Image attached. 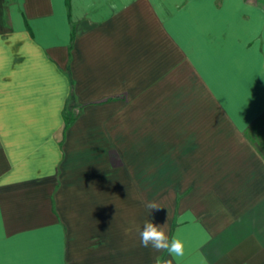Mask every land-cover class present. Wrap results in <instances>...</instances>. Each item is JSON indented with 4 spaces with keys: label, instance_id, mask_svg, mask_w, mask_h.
Returning <instances> with one entry per match:
<instances>
[{
    "label": "crops",
    "instance_id": "0c3cea01",
    "mask_svg": "<svg viewBox=\"0 0 264 264\" xmlns=\"http://www.w3.org/2000/svg\"><path fill=\"white\" fill-rule=\"evenodd\" d=\"M257 124L264 0H0V264H264Z\"/></svg>",
    "mask_w": 264,
    "mask_h": 264
},
{
    "label": "clouds",
    "instance_id": "9594fccd",
    "mask_svg": "<svg viewBox=\"0 0 264 264\" xmlns=\"http://www.w3.org/2000/svg\"><path fill=\"white\" fill-rule=\"evenodd\" d=\"M146 209L151 210L161 208L156 201H149L145 205ZM165 225H156L151 220L146 219L143 228L139 231L140 246L151 247L156 252L166 251L170 257L179 259L184 255V242L178 234H173L171 239L165 232ZM159 264V259H157ZM166 264H171V260Z\"/></svg>",
    "mask_w": 264,
    "mask_h": 264
},
{
    "label": "trees",
    "instance_id": "16d2710c",
    "mask_svg": "<svg viewBox=\"0 0 264 264\" xmlns=\"http://www.w3.org/2000/svg\"><path fill=\"white\" fill-rule=\"evenodd\" d=\"M66 5L68 6V0H66ZM74 106V103L72 100L69 101V104L67 106V111L64 115V124H65V127H68L73 119H72V114H71V110H72V107Z\"/></svg>",
    "mask_w": 264,
    "mask_h": 264
},
{
    "label": "rangeland",
    "instance_id": "374dc122",
    "mask_svg": "<svg viewBox=\"0 0 264 264\" xmlns=\"http://www.w3.org/2000/svg\"><path fill=\"white\" fill-rule=\"evenodd\" d=\"M96 97H97V95H96ZM95 99H96V98H91V100H89V101H94ZM91 106H92V105H87V106H85V107L87 108V107H91ZM255 134H256V135L258 134V136H256L255 139H256L258 142H260L261 144L264 145V129L262 128L261 125H259V124L256 125V127H255Z\"/></svg>",
    "mask_w": 264,
    "mask_h": 264
}]
</instances>
